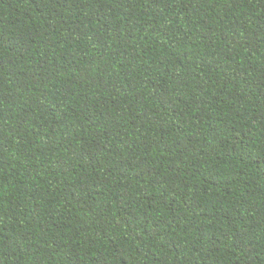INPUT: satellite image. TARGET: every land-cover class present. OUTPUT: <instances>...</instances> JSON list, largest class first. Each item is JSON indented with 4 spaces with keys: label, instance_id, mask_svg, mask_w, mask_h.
Masks as SVG:
<instances>
[{
    "label": "trees",
    "instance_id": "16d2710c",
    "mask_svg": "<svg viewBox=\"0 0 264 264\" xmlns=\"http://www.w3.org/2000/svg\"><path fill=\"white\" fill-rule=\"evenodd\" d=\"M0 264H264V0H0Z\"/></svg>",
    "mask_w": 264,
    "mask_h": 264
}]
</instances>
